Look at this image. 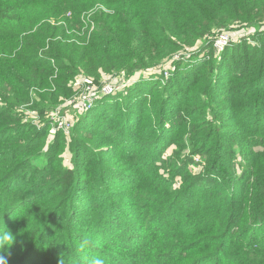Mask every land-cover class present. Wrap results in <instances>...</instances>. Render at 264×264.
<instances>
[{"label":"trees","instance_id":"trees-1","mask_svg":"<svg viewBox=\"0 0 264 264\" xmlns=\"http://www.w3.org/2000/svg\"><path fill=\"white\" fill-rule=\"evenodd\" d=\"M120 73L51 139L79 78ZM5 230L8 264H264V0H0Z\"/></svg>","mask_w":264,"mask_h":264},{"label":"rangeland","instance_id":"rangeland-1","mask_svg":"<svg viewBox=\"0 0 264 264\" xmlns=\"http://www.w3.org/2000/svg\"><path fill=\"white\" fill-rule=\"evenodd\" d=\"M48 9H49V7H48ZM47 13H49V12L47 11ZM45 14H46V12L44 11V9L40 11V16H44ZM71 16H72L71 13H67L66 14L67 18H71ZM63 20L64 19H60V18L59 19L52 18L50 20V23L52 25H58L59 26V25H63L64 24ZM82 20L86 24V26L88 24V26L91 27V30L94 29V24H93V22H91V13L90 12L84 13L83 16H82ZM253 33H254L253 31H251V32H247V31H241V32L230 31V35L232 37V42L233 41H237V40L241 39L242 37L248 36V35L253 34ZM183 54L184 53H182V51H180L179 54L175 55V57H173L169 61V63L166 65V67H168V66L171 67L175 62L177 63L179 60L185 59ZM193 56L195 58L199 57V55H198L196 50H195V54ZM176 57H178V58L175 59ZM184 62H186V61H184ZM159 70H161V69L157 68V69H155L154 72H158ZM121 75H122V73H120V74H105V75H103L101 81H99L100 82L99 84H92L91 86L95 87L96 91H99V92L95 91L96 93L93 94L94 97H95V100L98 98L102 88L105 87L106 85L114 84V85L118 86L119 90L116 91V93L121 91V90L123 91L125 83H122L121 80H123V79L120 78ZM148 75L149 74H142V76L145 77V78H147ZM83 80H86V79L81 77V78H79L77 80L76 84H77L79 89L77 90L76 94H74L70 99L66 100V102L64 104H62L59 108H57L56 110L51 112V114L49 116V120L52 123V125H51V127H52L51 139L54 138V133L56 134V132H58V131H61L66 136H69L71 134V130L73 129L75 123L80 118V114H81L82 110L80 108L76 107V102H75V105L71 104V102H73L77 98L83 97L88 92V87L90 86V82L91 81L90 82L87 81L86 83H83L82 85H78V82L83 81ZM117 84H119V85H117ZM32 94L34 96V93H32ZM108 96H111V95H108ZM108 96H105V97H108ZM100 98H103V97L100 96L95 101V104ZM32 105H33V102H31L28 106H25V107L29 108V106L31 107ZM25 112L28 114L29 119L32 121V123L37 125L39 128H41L39 115L36 112H34L32 110H29V109H26ZM170 153H171V151L169 152V154ZM64 158H65L66 166H70V154L66 153L64 155ZM178 186L179 185L177 184V187ZM6 260H7V262H10V257L8 259H6Z\"/></svg>","mask_w":264,"mask_h":264},{"label":"built area","instance_id":"built-area-1","mask_svg":"<svg viewBox=\"0 0 264 264\" xmlns=\"http://www.w3.org/2000/svg\"><path fill=\"white\" fill-rule=\"evenodd\" d=\"M231 42H232V37H231L230 33L221 32L215 37L214 42H213V47L217 53H222L223 51H225V49L227 47H229L231 45ZM191 55L192 54L187 53L185 55V58L188 59V58H190ZM177 58L178 57H176L175 59H177ZM165 77L166 78L169 77V72H165ZM84 79H86V78H84ZM87 81H89V80L86 79V80L80 81V82H78V85H82L83 83H86ZM92 84L93 83L90 82V86L88 87V92L86 93V95H84L81 98H77L76 100L71 102V104L75 105V102H76V107H78L84 111H89L94 107L95 101L100 96L105 97L108 95H112V94L116 93V91L119 90V87L114 85V84L106 85L105 87L102 88L98 98L95 100V97L93 94L96 92H99V91H96V88L91 86Z\"/></svg>","mask_w":264,"mask_h":264},{"label":"clouds","instance_id":"clouds-1","mask_svg":"<svg viewBox=\"0 0 264 264\" xmlns=\"http://www.w3.org/2000/svg\"><path fill=\"white\" fill-rule=\"evenodd\" d=\"M14 242L15 238L10 231L5 230L3 232H0V251H3L6 245L10 248ZM0 264H8L3 255H0ZM88 264H105V260L103 259V257L95 255L90 257Z\"/></svg>","mask_w":264,"mask_h":264}]
</instances>
